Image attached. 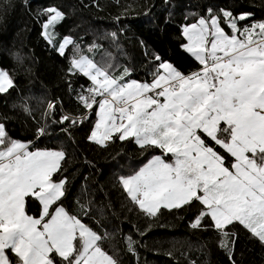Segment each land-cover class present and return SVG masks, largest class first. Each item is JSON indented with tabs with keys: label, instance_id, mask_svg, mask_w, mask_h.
I'll list each match as a JSON object with an SVG mask.
<instances>
[{
	"label": "snow or ice",
	"instance_id": "snow-or-ice-1",
	"mask_svg": "<svg viewBox=\"0 0 264 264\" xmlns=\"http://www.w3.org/2000/svg\"><path fill=\"white\" fill-rule=\"evenodd\" d=\"M38 14L47 17L42 35L51 44L52 29L65 14L56 7ZM252 15L206 7L179 29L180 47L196 67L181 71L154 55L157 63L145 81L131 79L128 67L113 75L110 57L97 63L73 37H63L55 50L65 56L71 45L68 75L83 74L90 83L73 90L77 114L62 104L58 113L56 102L48 101L33 133L37 140L48 135L51 122L70 136L93 110L89 141L130 139L149 153L138 170L119 177L128 198L155 219L162 209L191 211L189 227L214 232L231 264L241 233L264 247V20ZM15 87L0 70V94ZM20 107L31 114L26 103ZM65 155L10 137L0 120V264H120L103 247L107 231L83 222L80 213L88 217L90 204L77 200V214L64 206ZM29 201L37 205L35 215ZM127 242L136 255L135 242Z\"/></svg>",
	"mask_w": 264,
	"mask_h": 264
},
{
	"label": "trees",
	"instance_id": "trees-1",
	"mask_svg": "<svg viewBox=\"0 0 264 264\" xmlns=\"http://www.w3.org/2000/svg\"><path fill=\"white\" fill-rule=\"evenodd\" d=\"M47 7L65 14L56 25L61 40L73 37L83 54L97 63L110 57L113 75L119 76L128 67L131 79L145 81L151 79L157 63L154 55L181 71L196 67L198 62L180 47L184 42L181 24L194 22L205 14L206 7L248 11L253 14L251 20H264V0H0V68L16 85L14 90L0 94V120L14 139L64 150L61 164L69 181L64 206L77 214V200L90 204L89 216L80 213L81 218L94 230L107 231L110 238L103 247L120 264H231L218 247L214 232L189 227L191 211L162 209L155 219L128 198L119 177L133 174L147 162L149 153H141L130 139L113 138L106 145L89 141L97 120L93 110L70 130V136L49 122V134L38 140L34 137L48 101L56 102L58 113L62 104L63 111L75 115L73 90L90 83L83 74L68 75L71 45L61 56L42 35L47 17L38 13ZM111 33H116L115 38ZM93 43L99 47L89 49ZM25 103L31 114L20 107ZM27 208L35 215V203L29 201ZM128 237L135 242L136 255L127 250ZM233 258L236 264H264V247L241 233Z\"/></svg>",
	"mask_w": 264,
	"mask_h": 264
},
{
	"label": "rangeland",
	"instance_id": "rangeland-1",
	"mask_svg": "<svg viewBox=\"0 0 264 264\" xmlns=\"http://www.w3.org/2000/svg\"><path fill=\"white\" fill-rule=\"evenodd\" d=\"M59 23V21L57 22V24ZM56 24V25H57ZM56 25L55 27L52 29V32H53V43H51L54 47H58V42L62 41L59 37H58V34L56 32ZM43 32H44V29H43ZM66 50V49H65ZM0 70H2L0 68Z\"/></svg>",
	"mask_w": 264,
	"mask_h": 264
},
{
	"label": "crops",
	"instance_id": "crops-1",
	"mask_svg": "<svg viewBox=\"0 0 264 264\" xmlns=\"http://www.w3.org/2000/svg\"><path fill=\"white\" fill-rule=\"evenodd\" d=\"M108 142H109V140L104 141V143L103 144H100V145H106Z\"/></svg>",
	"mask_w": 264,
	"mask_h": 264
}]
</instances>
